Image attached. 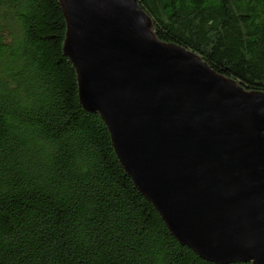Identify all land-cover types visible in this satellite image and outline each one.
<instances>
[{
	"label": "trees",
	"instance_id": "obj_1",
	"mask_svg": "<svg viewBox=\"0 0 264 264\" xmlns=\"http://www.w3.org/2000/svg\"><path fill=\"white\" fill-rule=\"evenodd\" d=\"M151 33L264 94V0H137ZM60 0H0V264H217L171 234L80 100ZM253 264V263H234Z\"/></svg>",
	"mask_w": 264,
	"mask_h": 264
},
{
	"label": "water",
	"instance_id": "obj_2",
	"mask_svg": "<svg viewBox=\"0 0 264 264\" xmlns=\"http://www.w3.org/2000/svg\"><path fill=\"white\" fill-rule=\"evenodd\" d=\"M80 100L173 237L217 264H264V94L160 42L137 0H60Z\"/></svg>",
	"mask_w": 264,
	"mask_h": 264
}]
</instances>
